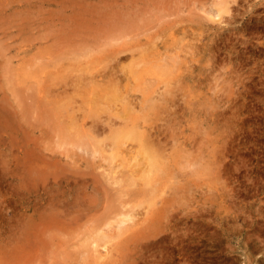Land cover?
Masks as SVG:
<instances>
[{
    "label": "rangeland",
    "instance_id": "374dc122",
    "mask_svg": "<svg viewBox=\"0 0 264 264\" xmlns=\"http://www.w3.org/2000/svg\"><path fill=\"white\" fill-rule=\"evenodd\" d=\"M2 1L0 29L6 30H0V264L93 263L87 243L109 215L103 173H98L112 169L117 161L110 154L118 149H112L115 143L109 139L114 142L115 136L109 131L91 147L74 139L76 130L68 133L72 119L83 112L100 125L116 107L124 111L123 104L106 99L115 85L132 94L139 112L135 124L153 126L154 137L174 157L158 198L166 203L157 206L163 212L154 223L146 221L128 232L125 243L114 240V254L119 252L107 263L264 264V0H224V5L222 0ZM221 8L227 11L217 16ZM179 77L184 83L175 101L151 108L149 100L165 90L164 81ZM101 106L106 108L100 111ZM72 133L75 141L67 136ZM128 144L140 146L138 140ZM181 173L188 176L179 196L170 181L173 176L183 178ZM128 196L116 206L126 202L139 213L150 204Z\"/></svg>",
    "mask_w": 264,
    "mask_h": 264
},
{
    "label": "bare ground",
    "instance_id": "6f19581e",
    "mask_svg": "<svg viewBox=\"0 0 264 264\" xmlns=\"http://www.w3.org/2000/svg\"><path fill=\"white\" fill-rule=\"evenodd\" d=\"M4 1V0H3ZM2 1V2H3ZM31 1V0H30ZM42 1V0H41ZM44 1V0H43ZM54 1V0H53ZM57 1V0H56ZM142 1V0H141ZM151 1V0H150ZM15 2H17L16 0H10V2H8L9 4L11 3H15ZM23 2V1H22ZM55 2V1H54ZM59 2V1H58ZM135 2V1H134ZM137 2V1H136ZM136 2H135V4H136ZM226 1H224V0H222V2L221 3H223V5H224V3H225ZM61 3V2H60ZM60 3H57V4H60ZM150 3V2H149ZM220 3V2H219ZM8 4V5H9ZM63 4V3H62ZM7 5V6H8ZM34 5H36V4H34ZM42 4H40L39 6H41ZM47 5V4H46ZM65 5H66V3H65ZM134 5V4H133ZM138 5H139V3H138ZM138 5H137V7H138ZM223 5H221V6H223ZM226 5V4H225ZM142 6V5H141ZM0 7H1V5H0ZM25 7V6H24ZM28 7V6H27ZM31 7V6H30ZM38 7V6H37ZM44 7V6H43ZM134 7H135V5H134ZM140 7V6H139ZM147 7V6H146ZM224 7H226V6H224ZM9 8V7H8ZM45 8V7H44ZM56 8H57V6H56ZM150 8V7H149ZM6 9V8H5ZM25 9H27V8H25ZM25 9H23V10H25ZM35 9V8H34ZM41 9H43L42 8V6L40 7V10ZM58 9V8H57ZM60 9V8H59ZM137 9V8H136ZM135 9V10H136ZM139 9V8H138ZM146 9V8H145ZM144 9V10H145ZM150 9H153V8H150ZM201 9V8H200ZM230 9V8H229ZM23 10H22V12H23ZM38 10V9H37ZM43 10H45V9H43ZM141 10V9H140ZM231 10V9H230ZM229 10V11H230ZM20 11V10H19ZM25 11H27V10H25ZM30 11V10H29ZM34 11V10H33ZM46 11H48V9L46 8ZM224 11H227L226 10V8L224 9V8H221L220 9V13H219V15H217V16H221L223 13H224ZM233 12H234V10H232ZM14 12V11H13ZM18 13V11H15L14 12V14L15 13ZM36 12V11H35ZM34 12V13H35ZM38 12V11H37ZM43 12V11H42ZM60 12V11H59ZM63 12H65V11H63ZM139 12V11H138ZM147 12L148 13H150L148 10H147ZM217 12H219V11H217ZM1 14L3 13V10H2V12H0ZM27 13V12H26ZM39 14H40V12H38ZM44 13V12H43ZM141 14H139V16H142V10H141V12H140ZM227 13V12H226ZM230 13V12H229ZM0 14V16H2ZM9 14V13H8ZM7 14V15H8ZM37 14V13H36ZM53 14H54V12H53ZM58 14V13H57ZM77 14V13H76ZM102 14V13H101ZM228 14V13H227ZM17 15V14H16ZM19 15H21V14H19ZM43 15V14H42ZM50 14H48V15H43V17L45 16H49ZM143 15H145V13L143 14ZM147 15V14H146ZM145 15V16H146ZM14 16V15H13ZM38 16V15H37ZM50 16H52V14L50 15ZM49 16V17H50ZM54 16H57V15H54ZM64 16H66V15H64ZM63 15H62V17H64ZM128 16V15H127ZM127 16H125V17H127ZM5 17L6 16H4V18L3 19H5ZM10 17V16H9ZM19 17V16H18ZM21 17V16H20ZM19 17V18H20ZM22 17H24V16H22ZM21 17V18H22ZM40 17V16H39ZM42 17V18H43ZM58 17V16H57ZM124 17V18H125ZM143 17V16H142ZM26 18V17H25ZM28 18V17H27ZM30 18V17H29ZM35 18V17H34ZM124 18H122V19H124ZM129 18H130V16H129ZM141 18V17H140ZM226 18V17H225ZM224 18V19H225ZM23 19V18H22ZM223 19V18H222ZM10 21H12L11 19H9ZM19 19H17V21H18ZM26 20V19H25ZM30 20V19H29ZM45 20H46V18H45ZM13 21H15V16H14V19H13ZM42 21H44V20H42ZM62 21V20H61ZM125 21V20H124ZM129 21V20H128ZM222 21V20H221ZM7 22V21H6ZM224 22H227L226 20H224ZM2 23V22H1ZM12 23V22H11ZM18 23H21V22H18ZM63 23V22H62ZM221 23H223V22H221ZM9 24H10V22H9ZM13 24V23H12ZM11 24V25H12ZM8 25V24H7ZM63 25V24H62ZM2 26V25H1ZM5 26V25H4ZM10 26V25H9ZM8 26V27H9ZM22 26V25H21ZM11 27V26H10ZM3 28V27H2ZM1 28V29H2ZM12 28V27H11ZM24 28V27H23ZM59 28V27H58ZM62 28H64L63 26H62ZM0 29V30H1ZM5 29V28H4ZM4 29H2V30H4ZM8 30H9V28H7ZM12 29H14V28H12ZM16 29V28H15ZM29 29V28H28ZM35 29H37V28H35ZM38 29H40L39 27H38ZM47 29V28H46ZM6 30V29H5ZM11 30V29H10ZM60 30V29H59ZM49 31V30H48ZM59 32H61V31H59ZM175 32V31H174ZM188 33V32H187ZM185 34V33H184ZM3 35V34H2ZM4 36V35H3ZM157 36V35H156ZM159 36H160V34H159ZM173 37V36H172ZM151 38V37H150ZM162 37H158V39H161ZM188 38V37H187ZM177 39V38H176ZM152 40H153V38H152ZM155 40V39H154ZM164 40V39H163ZM187 40V39H186ZM195 40V39H194ZM193 40V41H194ZM177 41V40H176ZM175 41V42H176ZM182 41H183V39H182ZM196 41V40H195ZM152 42V41H151ZM180 43V42H179ZM178 43V44H179ZM184 43V42H183ZM1 44V43H0ZM181 44V43H180ZM194 44V43H193ZM183 45V44H182ZM182 45L180 46V48L182 47ZM184 45H186V44H184ZM190 45V44H189ZM141 46H142V44H141ZM179 46V45H178ZM188 46V45H187ZM151 47V46H150ZM168 47H169V45H168ZM171 47H173L172 45H171ZM191 47V46H190ZM190 47H189V49H190ZM133 48V47H132ZM175 48V47H174ZM173 48V49H174ZM179 48V49H180ZM193 48H194V46H193ZM135 49V48H134ZM178 49V48H177ZM185 49V48H184ZM192 49V48H191ZM190 49V50H191ZM1 50V49H0ZM130 50V49H129ZM165 50V49H164ZM167 50V49H166ZM169 50V49H168ZM158 51H161V50H158ZM189 51V50H188ZM157 52V51H156ZM171 52H173L172 50H171ZM170 52V53H171ZM192 52V51H191ZM263 52V51H262ZM176 54H179V52L178 53H176ZM188 54H189V52H188ZM195 54H197L196 52H195ZM178 56V55H177ZM136 57V56H135ZM144 57H145V55H144ZM172 57V56H171ZM151 58V57H150ZM159 58V57H158ZM136 59V58H135ZM147 59V58H146ZM164 59V58H163ZM162 59V60H163ZM174 60V59H173ZM225 61H226V59H224ZM165 61H166V59H165ZM164 61V62H165ZM131 62H132V60H131ZM191 62V61H190ZM222 63H223V59H222ZM130 64V63H129ZM161 64H163V63H161ZM160 64V65H161ZM165 64L166 63H164V66H165ZM195 64V63H194ZM193 64V65H194ZM131 65V64H130ZM166 65H168V63L166 64ZM264 65V64H263ZM186 66H187V64H186ZM222 66V65H221ZM132 67V66H131ZM168 67V66H167ZM223 67H224V64H223ZM264 67V66H263ZM192 68H193V66H192ZM220 68H222V67H220ZM232 69V68H231ZM160 70V69H159ZM169 70H170V68H169ZM193 70V69H192ZM252 70V69H251ZM132 71L133 72H136L135 71V69H132ZM164 71H166V70H164ZM171 71V70H170ZM230 71V70H229ZM233 71V70H232ZM240 71H242V70H240ZM262 71H264V70H262ZM200 72V71H199ZM142 73V72H141ZM198 73V72H197ZM201 73V72H200ZM249 73H253V72H250L249 71ZM143 74V73H142ZM157 74V73H156ZM165 73H163L162 75H164ZM170 74H174V73H171L170 72ZM229 74V73H228ZM236 74H237V72H236ZM247 74H248V72H247ZM93 75V74H92ZM96 75V74H95ZM94 75V76H95ZM222 75V74H221ZM220 75V76H221ZM234 75V74H233ZM238 75H239V73H238ZM168 76V75H167ZM198 76V75H197ZM137 77V76H136ZM202 77V76H201ZM243 77V76H242ZM250 77V76H249ZM249 77H247V78H249ZM116 78H117V76H116ZM119 78V77H118ZM164 78V77H163ZM203 78V77H202ZM246 78V79H247ZM262 78H263V76H262ZM261 78V79H262ZM94 79V78H93ZM139 79V78H138ZM142 79H143V76H142ZM170 79V78H169ZM235 79H237L236 77H235ZM242 80V79H241ZM114 81V80H113ZM204 81V80H203ZM110 82V81H109ZM121 82V81H120ZM120 82H119V84H120ZM231 82V81H230ZM242 82V81H241ZM94 83V82H93ZM182 83H184L183 81H182V79H180V77L178 78V79H175V80H166V81H164V84H165V90L164 91H159V92H157V96L156 97H154V98H152V99H150L149 100V102H150V104H149V106L151 107V108H154V109H161V107L163 106V105H165V104H170L171 102H174L175 101V94L177 93L178 94V90H179V88L181 87L180 85L182 84ZM201 83V82H200ZM224 83H225V81H224ZM58 84V83H57ZM221 84V83H220ZM59 85V84H58ZM91 85H92V83H91ZM96 85V84H95ZM105 85V84H104ZM162 85H163V83H162ZM186 85V84H185ZM227 85V84H226ZM40 86V85H39ZM38 86V87H39ZM42 86H43V84H42ZM87 86V85H86ZM93 86V85H92ZM116 86V85H115ZM113 87V93H112V95L109 97V96H107L106 97V99H109L110 101H115V102H120L121 104H120V106L123 104V106L124 107H122L123 109H124V111L123 112H121V109H119V107L117 108L116 107V109H114L115 110V112L113 113V115L112 116H110L109 118H105V120L106 121H104V124H105V126H107V127H104V124H100L99 125V121H97V119L94 117V116H92L90 113H86V112H83L82 114V116L81 115H79L80 117H78L77 116V114H76V116L78 117V119H72V121L73 122H71V120H70V122H71V124H70V127H72V129L69 131V133L68 134H71V131H73V130H76L75 132V134L74 133H72V137L70 136V135H67V136H69L72 140H74L75 138H76V136L79 138V141H82V142H85V143H88V142H90L89 144H90V147H91V144H95V145H97V144H99V143H101L102 141H101V139H100V137H101V135H102V133L105 135V132L106 131H109V132H111L115 137H114V142L112 141L113 139H111L110 138V136L108 135V134H106V136L108 137L107 139H109V140H111V144H113L114 145V143H115V145H114V147H112V149L114 150V149H118L117 150V152L115 153L114 151H113V153H111L110 155L112 156V158L113 159H115L117 162L115 163V165L112 167V169L111 170H109L108 172H102V170H101V172L100 173H98V174H101V173H103V177L102 178H104L103 180H102V182H101V187L102 188H104L105 189V196L107 197V201H106V203H107V205H105L104 207L105 208H107V211H109L108 212V219H107V222L105 223V224H103V226H100V228H97V235H93V237H92V240H90V241H88V245H89V247H88V249H87V251H88V253H89V255L90 256H92V259H93V263L94 264H103V263H105V261H106V259H109L110 260V258H113V257H116V255L118 254L117 253V251L119 250H117L116 251V255L114 254V250L116 249H113V246H115V242H114V240H116V239H124L123 240V242L125 243L126 242V239H125V237H126V235H127V233L128 232H130V231H132V229H136V228H139L140 227V225H143L146 221H151L152 223H154V221L155 220H157V218L160 216V214L163 212V210H161V208H157V206H158V204L159 203H165L164 201H158V198L160 199V196L162 195V193L165 191V187H164V183H163V180L165 179V177H164V174L165 175H168V173H169V171L173 168V167H171L170 166V164L172 163L171 162V158H172V156L174 157V154H172V153H167L168 152V150H167V148H165L164 146H162V145H160V141H157V140H159L158 138L159 137H154L155 136V132H153L154 130H153V126H151V127H146V126H141V125H137V124H135V122H136V120H138V116H137V114L139 113V112H137V109H136V106L134 105V103H133V101H135V100H131V95H130V92H127L128 91V89L126 88V90H122V91H120V90H118V88L117 87ZM195 86V85H194ZM219 86V85H218ZM49 87V86H48ZM110 87V86H109ZM131 87V86H130ZM164 87V86H163ZM162 87V88H163ZM189 87V86H188ZM92 88V87H91ZM95 88V87H94ZM100 88V87H99ZM159 88V87H158ZM227 88H229L228 86H227ZM45 89V88H44ZM93 89V88H92ZM200 89V88H199ZM232 89V88H231ZM230 89V90H231ZM47 90V89H46ZM102 90V89H101ZM148 90V89H147ZM150 90H152V89H150ZM180 90H181V88H180ZM202 90V89H201ZM237 90V89H236ZM28 91V90H27ZM49 91V90H48ZM48 91H47V94H48ZM66 91V90H65ZM108 91V90H107ZM133 91V90H132ZM203 91V90H202ZM225 90H223V93L225 94V92H224ZM24 92V91H23ZM22 92V93H23ZM29 92V91H28ZM46 92V91H45ZM60 92V91H59ZM109 92V91H108ZM144 92V91H143ZM193 92V91H192ZM25 93H27V92H25ZM25 93H23L24 95H25ZM30 93V92H29ZM35 93V92H34ZM146 93V92H145ZM181 93H183V92H181ZM43 94H44V92H43ZM42 94V95H43ZM62 94H64V93H62ZM205 94V93H204ZM31 95V94H30ZM46 95V94H45ZM60 95V94H59ZM187 95H189V94H187ZM186 95V96H187ZM194 95V94H193ZM212 95V94H211ZM21 96V95H20ZM23 96V95H22ZM26 96H27V94H26ZM26 96H25V98H26ZM32 96V95H31ZM33 96H35V94L33 95ZM69 96V98H70V96L71 95H68ZM139 96V95H138ZM144 96V95H143ZM148 96H150L149 94H148ZM191 96V95H190ZM209 96V95H208ZM37 97V96H36ZM58 97V96H57ZM73 97V96H72ZM140 97V96H139ZM151 97V96H150ZM179 97V96H178ZM181 97H184V95L183 96H181ZM188 97V96H187ZM195 97H197V96H194V98ZM25 98H23V100H24V104L27 102L26 100H25ZM28 98V97H27ZM34 99H35V97H33ZM52 98V97H51ZM60 98V97H59ZM67 97H65V99H66ZM74 98V97H73ZM73 98H72V100H73ZM97 98V97H96ZM102 98V97H101ZM137 98V97H136ZM142 98V97H141ZM205 98H206V96H205ZM29 99V98H28ZM31 99V98H30ZM33 99V100H34ZM135 99V98H134ZM188 99V98H187ZM190 99V98H189ZM6 100V99H5ZM21 100V99H20ZM92 100V99H91ZM192 100V99H191ZM3 101V100H2ZM13 101V100H12ZM26 101V102H25ZM31 101V100H30ZM35 101V100H34ZM56 101V100H55ZM69 101H71L70 99H69ZM68 101V102H69ZM95 101H97V100H95ZM95 101H94V104H95ZM101 101V100H100ZM147 101V100H146ZM7 102H8V100H7ZM29 102V101H28ZM35 102H37V101H35ZM60 102H62V100L60 99ZM92 102H93V100H92ZM189 102H190V100H189ZM4 104H6L5 102H3ZM30 103V102H29ZM28 103V104H29ZM43 103H45V102H43ZM63 103H64V99H63ZM73 103V102H72ZM77 103V102H76ZM139 103V102H138ZM0 104H1V102H0ZM8 104V103H7ZM7 104H6V106H7ZM14 104V103H13ZM12 104V105H13ZM19 104V103H18ZM17 104V105H18ZM21 104V103H20ZM19 104V105H20ZM27 104V103H26ZM32 104H33V102H32ZM37 104V103H36ZM58 104V103H57ZM62 104V103H61ZM60 104V105H61ZM77 104H79V103H77ZM97 104V103H96ZM107 104H108V102H107ZM114 104V103H113ZM11 105V104H10ZM63 105V104H62ZM80 105V104H79ZM98 105H99V103H98ZM5 106V107H6ZM37 106H38V104H37ZM50 106H52V105H50ZM55 106V105H54ZM58 106H59V104H58ZM70 107H71V105H69ZM69 106H67V107H69ZM72 106H74V105H72ZM103 106H105V105H103ZM167 106V105H166ZM69 107V108H70ZM74 107H76V106H74ZM80 107H81V105H80ZM97 107H100V106H97ZM7 108V107H6ZM5 108V109H6ZM13 108H15L14 106H13ZM18 108H19V106H18ZM28 108V110L27 111H30L29 109V107H27ZM32 108V107H31ZM35 107H33L32 109H34ZM49 109L50 108H52V107H48ZM73 108V107H72ZM91 108V107H90ZM106 107H103V109H102V106H101V110L100 111H102V110H104ZM170 108V107H169ZM10 109V108H9ZM16 109H17V106H16ZM55 109H57V108H55ZM60 109V108H59ZM62 109V108H61ZM74 109V108H73ZM72 109V110H73ZM77 109V108H76ZM80 109V108H79ZM146 109V108H145ZM85 110H86V108H85ZM84 110V111H85ZM90 110V109H89ZM113 110V109H112ZM152 110V109H151ZM170 110V109H169ZM16 111V110H15ZM32 111V110H31ZM31 111L29 112V113H31ZM42 111V110H41ZM60 111V110H59ZM62 111H64V109L62 110ZM61 111V112H62ZM67 111V110H66ZM91 111V110H90ZM89 111V112H90ZM99 111V110H98ZM99 111V112H100ZM166 111V110H165ZM9 112V111H8ZM17 112V111H16ZM23 112V111H22ZM45 112V111H44ZM74 112H77V111H75L74 110ZM80 112H82V110H80ZM80 112H78L79 114H80ZM88 112V111H87ZM18 113V112H17ZM24 113V112H23ZM38 113V112H37ZM36 113V114H37ZM65 113V112H64ZM147 113H148V111H147ZM44 114V113H43ZM54 114V113H53ZM145 114V113H144ZM163 114H164V111H163ZM16 115V114H15ZM18 115V114H17ZM25 115V114H24ZM40 115V114H39ZM41 115H42V112H41ZM55 115V116H54ZM53 116L54 117H56L57 116V114H54ZM61 115V114H60ZM63 115V114H62ZM65 115V114H64ZM64 115H63V117H64ZM146 115V114H145ZM5 116V115H4ZM19 116V115H18ZM7 117V116H6ZM20 117V116H19ZM26 117V116H25ZM95 119H94V118ZM114 117L116 118H119V119H122V121H120V123L118 124L117 122H116V120L114 119ZM55 119V118H54ZM100 119H101V117H100ZM103 119V118H102ZM130 119L131 120H133V123H131V121H130ZM141 119V118H140ZM1 120V119H0ZM9 120V119H8ZM15 120H17V119H15ZM65 120V119H64ZM144 121V120H143ZM146 121V120H145ZM56 122H57V120H56ZM55 121H54V124L56 123ZM69 122V121H68ZM150 122V121H149ZM1 123V122H0ZM15 123H16V121H15ZM137 123V122H136ZM4 124H5V122H4ZM58 124V123H57ZM56 124V125H57ZM61 124V123H60ZM66 124V123H65ZM135 124V125H134ZM138 124H140V123H138ZM9 125V124H8ZM69 125V124H68ZM67 125V126H68ZM155 126V125H154ZM4 127V126H3ZM58 127H59V125H58ZM65 127V126H64ZM63 128V127H62ZM107 128V129H106ZM152 128V129H151ZM156 128H157V125H156ZM6 129V128H5ZM11 129H13V128H11ZM70 129V128H69ZM101 129H103V130H101ZM158 129V128H157ZM161 128L159 127V130H160ZM68 130V129H67ZM66 130V131H67ZM153 130V131H152ZM58 131H60V129L58 130ZM62 131V130H61ZM65 131V132H66ZM161 131V130H160ZM1 132V131H0ZM10 132V131H9ZM11 133V132H10ZM155 133V134H154ZM73 134H74V139H73ZM158 134V133H157ZM12 135H13V133H12ZM11 135V136H12ZM18 135H19V133H18ZM17 135V136H18ZM65 136H66V134H64ZM103 135V136H104ZM64 136V137H65ZM66 136V137H67ZM158 136H159V134H158ZM29 137V136H28ZM105 137V136H104ZM20 138V137H19ZM26 138V137H25ZM24 138V139H25ZM30 138V137H29ZM29 138L27 139L26 138V140H27V142H28V140H29ZM68 138V137H67ZM69 139V138H68ZM106 139V140H107ZM134 140H135V142H136V140H138L139 141V143H140V146L139 147H136L135 148V145H133V146H130V144H128L129 143V141H132V142H134ZM75 141V140H74ZM104 141V140H103ZM21 142V141H20ZM113 142V143H112ZM17 143V142H16ZM22 143V142H21ZM176 143H178V144H175V146L177 145V146H179V144H180V142L178 141V140H176ZM15 144V143H14ZM19 144V143H18ZM81 144H83V143H81ZM104 144V143H103ZM16 145V144H15ZM15 145H14V147H15ZM25 145V144H24ZM78 145V144H77ZM80 145V144H79ZM95 145H94V149H95ZM123 145H127L126 147H124V150H125V152L123 151H121V147H123ZM174 145V144H173ZM19 146H21V145H19ZM81 146V145H80ZM88 146V145H87ZM168 146V145H167ZM175 146H174V148H175ZM22 147V146H21ZM20 147V148H21ZM100 147V146H99ZM199 147V146H198ZM30 148V147H29ZM81 147H79V149H80ZM102 148H103V146H102ZM108 148V147H107ZM18 149V148H17ZM16 149V150H17ZM25 149V148H24ZM104 149V148H103ZM106 149V148H105ZM199 149H200V147H199ZM28 150V149H27ZM37 150V149H36ZM108 150V149H107ZM193 150V149H192ZM191 150V151H192ZM31 151H33L32 150V148H31ZM92 151V150H91ZM112 151V150H111ZM110 151V152H111ZM170 151H171V149H170ZM191 151H189V152H191ZM194 151V150H193ZM28 152V151H27ZM107 152V151H106ZM172 152V151H171ZM29 153V152H28ZM95 153V152H94ZM104 153V152H103ZM115 153V154H114ZM174 153V152H173ZM30 154H31V152H30ZM36 154V153H35ZM25 156V155H24ZM26 156H27V154H26ZM29 156H31V155H29ZM32 156H34V154L32 155ZM110 156V157H111ZM191 156V155H190ZM34 157H36V156H34ZM109 157V158H110ZM189 157V156H188ZM199 157V156H198ZM22 158V157H21ZM24 158V157H23ZM38 158V157H37ZM190 158V157H189ZM30 159H33L32 157L30 158ZM27 160H29V158L27 159ZM36 160V159H35ZM203 160V159H202ZM221 160V159H220ZM30 161H32V160H30ZM37 161V160H36ZM198 161H199V159H198ZM34 162V161H33ZM32 162V163H33ZM187 162V161H186ZM203 162V161H202ZM26 163H27V161H26ZM38 163V162H37ZM36 163V164H37ZM192 163H193V161H192ZM206 163V162H205ZM205 163H203L202 165L204 166V164ZM39 164V163H38ZM40 164H41V162H40ZM45 164V163H44ZM44 164H42V165H44ZM200 164V163H199ZM24 165V164H23ZM29 165V164H28ZM41 165V166H42ZM195 165V164H194ZM196 165H197V163H196ZM195 165V166H196ZM52 166V165H51ZM55 166V165H54ZM56 166H58V165H56ZM187 166V165H186ZM203 166H201V167H203ZM208 165H206V167H207ZM30 168H31V166H29ZM34 167V166H33ZM33 167H32V172H33ZM39 167V166H38ZM38 167H35V168H37L38 169ZM46 167V166H45ZM105 167V166H104ZM171 167V168H170ZM26 168V167H25ZM34 168V169H35ZM48 168V167H47ZM46 168V171L48 170V169H50V168H48L47 169ZM185 168V167H184ZM55 169V168H54ZM190 169V168H189ZM194 169H195V167H194ZM209 169V168H208ZM216 169V168H215ZM215 169H212V170H215ZM56 170V169H55ZM58 170V169H57ZM60 170V169H59ZM210 170V169H209ZM25 171H27V170H25ZM40 171V170H39ZM41 171H43V168H42V170ZM53 171V170H52ZM61 171V170H60ZM65 171V170H64ZM107 171V170H106ZM204 171V170H203ZM202 171V172H203ZM208 171V170H207ZM218 171V170H217ZM31 172V171H30ZM48 172V171H47ZM49 172H50V170H49ZM185 172V171H184ZM188 172V174H190L189 173V171H187ZM197 172V171H196ZM206 172V171H205ZM28 173H29V170H28ZM41 173V172H40ZM56 173L57 172H55V175H56ZM175 173V172H174ZM31 174V173H30ZM42 174V173H41ZM58 174H59V172H58ZM176 174V173H175ZM182 174V173H181ZM188 174L186 173H184V174H182L183 176V178H181L180 179V177H174L173 176V180H171L170 181V183L171 184H173V193L175 194V195H179V196H181L180 194L183 192V189H185V180L187 179V178H185L186 176H188ZM194 174V173H193ZM27 175H29V174H27ZM32 175V174H31ZM45 175V174H44ZM48 175V174H47ZM51 175H53V174H51ZM61 175V174H60ZM65 176V175H64ZM172 176V175H171ZM56 178V177H55ZM62 178V177H61ZM100 178V177H99ZM94 179V178H93ZM97 180V179H96ZM167 181V180H166ZM94 182V181H93ZM188 183V182H187ZM86 184V183H85ZM182 184V185H181ZM84 185V184H83ZM88 185H91V184H88ZM176 185H180V189L178 188V189H176L177 188V186ZM95 186V185H94ZM100 186V185H99ZM133 187H135L136 189L135 190H131V188L133 189ZM138 187V188H137ZM169 187V186H168ZM167 190V189H166ZM168 191H169V189H168ZM166 193V192H165ZM168 193V192H167ZM88 195H90V194H88ZM127 195H130V196H128V197H132L134 200H139V199H143V200H146V201H150V204H148L149 206H147V207H145L144 208V210L142 211V212H139V213H136L133 209H130L128 206H127V204H126V202H125V204H122L121 205V207L120 206H116L117 204L116 203H119V202H122V201H124V198H125V196H127ZM183 195V194H182ZM78 196V195H77ZM84 196H86V195H84ZM92 196V195H91ZM166 196V195H165ZM164 196V197H165ZM58 197V196H57ZM50 198V197H49ZM53 198H54V196H53ZM59 198V197H58ZM57 198V199H58ZM71 198H73V197H71ZM78 198V197H77ZM60 199V198H59ZM58 199V200H59ZM63 199V198H62ZM70 199V198H69ZM75 199V198H74ZM80 199V198H79ZM89 199V198H88ZM87 199V200H88ZM126 199V198H125ZM49 200V199H48ZM52 200V199H51ZM71 200V199H70ZM143 200H141V201H143ZM59 201H61V200H59ZM76 201V200H75ZM82 202H83V200H81ZM88 201H90V200H88ZM146 201L144 202V203H146ZM72 202V201H71ZM94 202V201H93ZM92 201H91V203H93ZM167 202V201H166ZM178 202V201H177ZM55 203V202H54ZM64 203V202H63ZM76 203V202H75ZM78 203V202H77ZM87 203V202H86ZM179 203V202H178ZM47 204V203H46ZM56 204V203H55ZM120 204V203H119ZM131 204V203H130ZM129 204V205H130ZM133 204V203H132ZM141 204H142V202H141ZM166 204V203H165ZM164 204V205H165ZM167 204H171V203H167ZM50 205V204H49ZM54 205V204H53ZM89 205L90 204H88V207H89ZM91 205H93V204H91ZM44 206V205H43ZM47 206V205H46ZM58 206V205H57ZM83 206V205H82ZM86 206H87V204H86ZM85 206V207H86ZM98 206V205H97ZM143 206H144V204H143ZM45 207V206H44ZM51 207V206H50ZM103 207V206H102ZM133 207V206H132ZM139 206L137 205V208H138ZM49 207L47 206V209H48ZM91 208V207H90ZM96 208V207H95ZM104 208V209H105ZM139 208H141V207H139ZM170 208V207H169ZM45 208H43V210H44ZM51 209H53L52 207H51ZM50 209V210H51ZM63 209V208H62ZM73 209V208H72ZM81 209V208H80ZM84 209V208H83ZM143 209V208H142ZM46 210V209H45ZM44 210V211H45ZM56 210V209H55ZM100 210V209H99ZM49 211V209L48 210H46L45 212L47 213ZM72 211H74V210H72ZM80 211V210H79ZM78 211V212H79ZM85 211V210H84ZM88 211V210H87ZM138 211V210H137ZM43 212V211H42ZM83 212V211H82ZM168 212V211H167ZM71 213V212H70ZM81 213V212H80ZM84 213V212H83ZM88 213H89V211H88ZM45 214V213H44ZM48 214V213H47ZM72 214V213H71ZM75 215H76V213H74ZM86 214V213H85ZM171 214V213H170ZM68 215V214H67ZM83 215V214H82ZM169 215V214H168ZM52 216V215H51ZM53 216H54V214H53ZM69 216V215H68ZM85 216V215H84ZM87 216V215H86ZM89 216V215H88ZM100 216V215H99ZM102 216H103V214H102ZM44 217V216H43ZM63 217V216H62ZM72 217H73V214H72ZM76 217V216H75ZM78 217V216H77ZM60 218V217H59ZM68 218V217H67ZM82 218V217H81ZM107 218V217H106ZM41 219H43V218H41ZM47 219V218H46ZM49 219V218H48ZM164 219H166V218H164ZM50 220V219H49ZM63 220H64V218H63ZM73 220V219H72ZM74 220H75V218H74ZM167 220V219H166ZM61 221V220H60ZM150 222V223H151ZM49 223V222H48ZM59 223V222H58ZM65 223V222H64ZM74 223V222H73ZM147 223V222H146ZM60 224V223H59ZM102 224V223H101ZM150 225V224H149ZM61 226V225H60ZM98 226V225H97ZM136 227V228H135ZM154 227H155V225H154ZM63 228V227H62ZM149 227H147V229H148ZM151 228V227H150ZM149 228V229H150ZM143 229V228H142ZM147 229H145V230H147ZM152 229H153V227H152ZM96 231V230H95ZM135 231V230H134ZM150 231H151V229H150ZM92 232H94L93 230H92ZM137 232V231H136ZM147 233V232H146ZM145 233V234H146ZM149 233V232H148ZM30 234V233H29ZM31 235V234H30ZM146 236V235H145ZM149 239V238H148ZM148 239H146V241L148 240ZM82 242V241H81ZM113 242H114V245H113ZM122 242V243H123ZM150 242V241H149ZM117 243V242H116ZM124 243H123V247H124ZM127 243H129V242H127ZM137 243H139V242H137ZM120 244V243H119ZM130 244V243H129ZM140 244V243H139ZM81 245V244H80ZM154 245H155V243H154ZM144 246H146V245H144ZM84 247V246H83ZM100 247H102V248H100ZM153 247V246H152ZM87 248V247H86ZM118 248H120V247H118ZM144 248V247H143ZM120 249H122V248H120ZM127 249H128V247H127ZM129 249H131V248H129ZM133 249V248H132ZM141 249V248H140ZM124 250V249H123ZM145 250V249H144ZM85 251V250H84ZM128 251V250H127ZM82 252V251H81ZM119 252V251H118ZM124 252V251H123ZM126 252V251H125ZM126 253H128V252H126ZM141 253V252H140ZM143 254V253H142ZM66 255V254H65ZM80 255V254H79ZM83 255V254H82ZM88 255V254H87ZM127 255H129V254H127ZM89 256V257H90ZM118 256H120V255H118ZM123 256H126L125 254L123 255ZM81 257V256H80ZM86 257V256H85ZM133 257V256H132ZM131 258V257H130ZM86 259V258H85ZM88 259V258H87ZM117 259H118V257H117ZM122 259H123V257H122ZM125 259H127V258H125ZM70 260V259H69ZM79 260V259H78ZM108 260V261H109ZM114 260H116V259H114ZM136 261V263H138L137 261L138 260H135ZM65 262V261H64ZM111 262H112V259H111ZM66 263V262H65ZM92 263V264H93ZM106 263H107V261H106ZM118 263V262H117ZM127 263V262H126ZM129 263H131V261L129 262ZM61 264V263H60ZM81 264V263H80ZM107 264H110V263H107ZM135 264V263H134ZM150 264H152V263H150Z\"/></svg>",
    "mask_w": 264,
    "mask_h": 264
}]
</instances>
